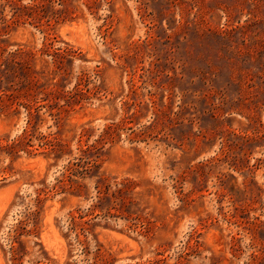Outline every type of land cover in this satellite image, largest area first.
<instances>
[{
  "label": "rangeland",
  "instance_id": "rangeland-1",
  "mask_svg": "<svg viewBox=\"0 0 264 264\" xmlns=\"http://www.w3.org/2000/svg\"><path fill=\"white\" fill-rule=\"evenodd\" d=\"M9 57L0 264H264V0H0Z\"/></svg>",
  "mask_w": 264,
  "mask_h": 264
},
{
  "label": "trees",
  "instance_id": "trees-1",
  "mask_svg": "<svg viewBox=\"0 0 264 264\" xmlns=\"http://www.w3.org/2000/svg\"><path fill=\"white\" fill-rule=\"evenodd\" d=\"M43 51H45V50H43ZM17 53H23L22 51L21 52H12V54L14 55V56H16L17 55ZM56 54H57V56H60V57H67L68 56V50L67 49H64V50H62V51H60V49L58 50V51H56L55 52ZM26 54L29 56V58H33V56H34V53L33 52H26ZM29 58H27L26 59V61H23L22 63L23 64H21L22 66H25V73L26 74H28V76H31V75H33L34 74V71H33V69L31 68V66L29 65V62H30V59ZM55 62H56V59L54 60ZM14 62H16V63H19L20 64V62H17V61H15V59H13V58H7L6 60H1L0 61V70H2V66H10V65H13L14 64ZM71 98L72 97H74V94L73 95H71L70 96ZM59 98H61V97H59ZM36 102L37 101H35V104H36ZM34 104V105H35ZM33 105V106H34ZM30 108H33V107H29L28 109L30 110L29 111V114H32V111H31V109ZM37 106H35L34 107V109L35 110H37ZM24 137H27V135H25ZM16 146H18V143L16 144L15 143V145H13L12 147H16ZM73 170L74 169H72L71 170V173L73 172Z\"/></svg>",
  "mask_w": 264,
  "mask_h": 264
}]
</instances>
